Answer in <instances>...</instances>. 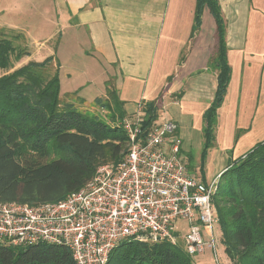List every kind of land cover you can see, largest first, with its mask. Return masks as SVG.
<instances>
[{"label": "trees", "instance_id": "obj_1", "mask_svg": "<svg viewBox=\"0 0 264 264\" xmlns=\"http://www.w3.org/2000/svg\"><path fill=\"white\" fill-rule=\"evenodd\" d=\"M206 7L216 22L209 65L217 72V89L203 116L205 142L201 165L213 146L218 109L227 95L232 73L226 22L219 0H196L190 39L200 31ZM18 36L15 38L25 40L22 34ZM187 53L185 47L179 64L185 61ZM28 55L27 48L16 45L0 29V201L39 204L61 200L79 190L101 164L125 160L128 134L122 121L130 114L110 79L105 96L93 101L106 108V119L83 111V99L79 103L62 93L60 62L55 55L42 61L29 60L9 71L15 61ZM161 105L162 94L143 102V133L159 121ZM213 201L224 250L233 264H264V140L219 175ZM179 241L183 244L125 239L113 249L107 264H197L186 251L185 241ZM0 264L76 262L70 248L64 245L0 243Z\"/></svg>", "mask_w": 264, "mask_h": 264}, {"label": "crops", "instance_id": "obj_2", "mask_svg": "<svg viewBox=\"0 0 264 264\" xmlns=\"http://www.w3.org/2000/svg\"><path fill=\"white\" fill-rule=\"evenodd\" d=\"M219 3L232 73L203 165V116L217 89V72L209 65L216 22L207 7L193 39L196 0H0V28L27 34L28 22L20 19L25 10L39 16L47 7L43 15L63 18L76 44L63 63L67 87L60 66L62 93L90 103L106 94L113 77L130 115L163 93L159 121L178 124L182 156L208 182L264 140V0Z\"/></svg>", "mask_w": 264, "mask_h": 264}, {"label": "built area", "instance_id": "obj_3", "mask_svg": "<svg viewBox=\"0 0 264 264\" xmlns=\"http://www.w3.org/2000/svg\"><path fill=\"white\" fill-rule=\"evenodd\" d=\"M143 121L141 110L126 116L125 160L101 164L65 198L39 204L0 201V243L64 245L76 264H107L125 239L176 244L178 221L186 220V251L196 258L212 249L218 260L213 197L219 176L204 182L189 171L176 122L158 121L143 133Z\"/></svg>", "mask_w": 264, "mask_h": 264}, {"label": "rangeland", "instance_id": "obj_4", "mask_svg": "<svg viewBox=\"0 0 264 264\" xmlns=\"http://www.w3.org/2000/svg\"><path fill=\"white\" fill-rule=\"evenodd\" d=\"M41 3H43V2H41ZM45 3H47V2H45ZM43 10L44 11H40L39 16H37V14H35V13H38V11H36L35 13H33V11H26V10L23 11L24 16H22V18H20V19L22 21L28 22V24H26L25 28H24V29L28 28L29 32H27V34H25L23 32L19 33L18 31L16 32V31H12L10 29L3 28L5 33L8 34L10 37H12V39L14 40V43L16 45H19L23 48H27L29 50V55L24 56L20 61H15L14 67L9 71H12L17 67H19L23 64H26L29 60H33V58H34V60L42 61L47 56H49V54L51 52L53 54L56 53L55 57L56 58L58 57L60 59V61H62L60 66L64 63L65 58L70 57V55L68 53L70 52L71 47L76 44L75 38L70 39L69 32H65V22H64L63 18H58V17L52 16V15H50V16L46 15L45 16L41 12L47 13V7H44ZM13 17H15V15H13ZM11 18H12V16H11ZM59 31H61L62 36H61V33H59ZM19 34L20 35L22 34L23 36H25L24 41L21 38L20 39L15 38V36L16 35L18 36ZM29 39H30V41H29ZM61 41H62V48L59 51L58 48H59ZM52 47H55V49L50 50L51 51L50 52L48 49H52ZM61 72H62V75H61L62 79L61 80L64 83L65 87H67L65 76H64V74H65L64 64L62 65ZM110 83L112 84L113 87L117 88L116 87V80L113 77L110 78ZM69 96L72 99H75V96H71V95H69ZM104 96H102V97H104ZM162 100H163V98H162ZM76 101L80 103L79 98H77ZM82 105H80V107L83 111H87V112H90L92 114H97L102 119H106V115L108 113L106 108L99 106V105H96L94 102H90V103L86 102V100H84ZM195 149L196 148L194 147L193 151L196 153ZM185 159H186L185 162L188 166L189 171L191 173H193L195 171L193 169L191 170V167H193V164L190 163V165H189V160L187 158H185ZM191 164H192V166H191ZM178 226H179V228L177 230L178 234L180 236V239H182V241L184 242L183 237L188 231V223L186 220H179ZM214 233H215V236L217 239V259L218 260L215 259L214 252L212 249H206L205 253L198 255L195 258L197 263L198 264H233V262L231 261V259L229 258V256L226 254V252L224 250V245L222 243V231H221L219 224L216 225ZM179 236H178L177 243L181 242V241H179L180 240ZM180 244H183V243H180Z\"/></svg>", "mask_w": 264, "mask_h": 264}]
</instances>
